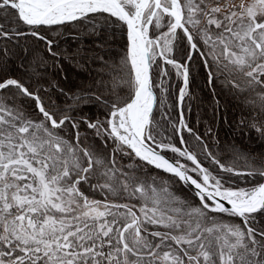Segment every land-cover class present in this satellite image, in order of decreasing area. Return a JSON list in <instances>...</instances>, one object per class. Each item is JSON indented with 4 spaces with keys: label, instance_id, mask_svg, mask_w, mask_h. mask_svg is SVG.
<instances>
[{
    "label": "snow or ice",
    "instance_id": "obj_1",
    "mask_svg": "<svg viewBox=\"0 0 264 264\" xmlns=\"http://www.w3.org/2000/svg\"><path fill=\"white\" fill-rule=\"evenodd\" d=\"M0 264H264V0H0Z\"/></svg>",
    "mask_w": 264,
    "mask_h": 264
}]
</instances>
